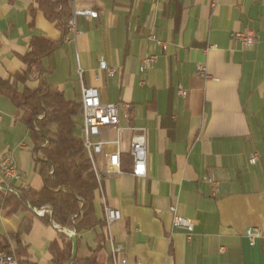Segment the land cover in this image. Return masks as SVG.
<instances>
[{
    "label": "crops",
    "instance_id": "0c3cea01",
    "mask_svg": "<svg viewBox=\"0 0 264 264\" xmlns=\"http://www.w3.org/2000/svg\"><path fill=\"white\" fill-rule=\"evenodd\" d=\"M71 11L97 16L78 14L77 32L64 39L36 0H0V78L24 70L20 57L31 39L46 36L61 43L42 61L51 85L78 102L84 86L97 88L102 103L120 105L119 125L102 132L107 144L96 157L94 204L100 220L107 208L121 218L80 234L79 255L90 256L102 234V264L112 262L113 244L143 264H264L263 241L251 246L246 236L249 228L264 233V0H72ZM245 30L255 32L252 46L233 37ZM151 54L158 60L140 71ZM101 61L116 73L108 76ZM201 65L209 78L198 75ZM37 76L27 86L36 87ZM123 104L132 106L129 115ZM130 127L146 132L144 177L133 174ZM116 152L120 166L110 171L104 154ZM36 155L20 111L0 94V161L9 156L21 173L8 182L13 189L43 187ZM171 206L198 222L191 241L173 225ZM46 213L0 214L12 249L22 220L31 224L20 234L22 264H52L50 244L61 230L42 221Z\"/></svg>",
    "mask_w": 264,
    "mask_h": 264
},
{
    "label": "trees",
    "instance_id": "16d2710c",
    "mask_svg": "<svg viewBox=\"0 0 264 264\" xmlns=\"http://www.w3.org/2000/svg\"><path fill=\"white\" fill-rule=\"evenodd\" d=\"M36 2L46 18L62 29L65 39L72 17V0ZM60 44L46 36L33 37L30 50L20 57L26 68L7 79L0 78V94L13 101L22 121L28 125L33 149L37 153L35 162L44 181L39 190L21 187L14 188L15 192L0 188V214L5 212L6 217L11 218L25 211L47 208L50 213L43 215L42 221L61 230L58 240L50 244L52 264H102L97 258V252L104 244L102 234L97 235L98 247L90 256L79 255V235L107 224L96 214L94 200L100 184L78 133L82 126V102L68 99L51 85L45 77L47 69L42 62ZM35 74H38V85L31 88L27 82ZM19 84L25 85L23 90L19 89ZM21 224V231L12 237L17 244L15 249H12L10 238L0 232V249L15 255L19 264H22L21 257L27 256L20 234L28 232L31 226L26 219ZM65 230L74 231L76 237L69 236Z\"/></svg>",
    "mask_w": 264,
    "mask_h": 264
},
{
    "label": "built area",
    "instance_id": "2783aa9c",
    "mask_svg": "<svg viewBox=\"0 0 264 264\" xmlns=\"http://www.w3.org/2000/svg\"><path fill=\"white\" fill-rule=\"evenodd\" d=\"M78 14L88 17H96L97 12L83 11L77 12L68 22V30L76 33V16ZM233 37L236 40L241 41L245 46H252L255 42V32L253 30L238 31L233 33ZM151 39L155 40L152 36ZM159 44L166 48L164 42L159 41ZM216 47V46H213ZM158 60V56L151 54L146 56L141 63L140 71L144 72L150 69ZM100 68L105 70L108 76H113L116 73L114 68L108 67L105 61L100 62ZM198 75L203 78H209L207 69L205 66H199L197 69ZM180 95L184 96L185 91L180 88ZM82 118H83V134L82 139L88 154V157L92 163L93 169L98 176L96 157L104 153V147L107 142L102 138V132L105 128L116 127L120 122V105L119 104H104L102 103L97 88L86 87L82 89ZM124 110L129 115L131 110L130 104H123ZM133 131L131 140L130 155L133 160V174L135 176L144 177L147 175V136L143 129L129 128ZM97 138V139H96ZM109 163V170L113 171L119 169L120 166V153H106L104 154ZM258 155L253 154L250 157V163L256 164ZM0 173L5 180L4 186L0 188H8L10 191H15L8 182L19 181L21 173L15 166L14 162L9 156H4L0 161ZM100 184V181H99ZM214 185L216 183H213ZM170 212L173 214V225L177 228L183 229L187 232V239L191 241L193 238L194 230L197 226V221L177 213L175 206L170 207ZM40 213V212H39ZM121 218L120 212L113 208L106 209V222L111 224L118 221ZM246 236L251 246H255L258 239L263 241L264 245V233L255 228H249L246 231ZM124 248L120 244H113L112 246V264H143L141 261H130L126 256H123ZM0 264H19L15 255L0 249Z\"/></svg>",
    "mask_w": 264,
    "mask_h": 264
},
{
    "label": "water",
    "instance_id": "95a60500",
    "mask_svg": "<svg viewBox=\"0 0 264 264\" xmlns=\"http://www.w3.org/2000/svg\"><path fill=\"white\" fill-rule=\"evenodd\" d=\"M77 252H78V249H77V243H76V239H75V249H74V255L75 256L77 255Z\"/></svg>",
    "mask_w": 264,
    "mask_h": 264
},
{
    "label": "rangeland",
    "instance_id": "374dc122",
    "mask_svg": "<svg viewBox=\"0 0 264 264\" xmlns=\"http://www.w3.org/2000/svg\"><path fill=\"white\" fill-rule=\"evenodd\" d=\"M78 133L81 135V130L80 129L78 130Z\"/></svg>",
    "mask_w": 264,
    "mask_h": 264
}]
</instances>
